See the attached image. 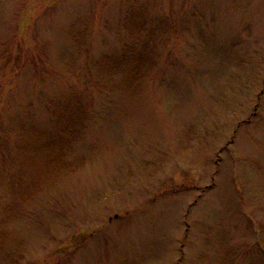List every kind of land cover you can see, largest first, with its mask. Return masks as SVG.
Returning <instances> with one entry per match:
<instances>
[{"label": "rangeland", "instance_id": "obj_1", "mask_svg": "<svg viewBox=\"0 0 264 264\" xmlns=\"http://www.w3.org/2000/svg\"><path fill=\"white\" fill-rule=\"evenodd\" d=\"M0 264H264V0H0Z\"/></svg>", "mask_w": 264, "mask_h": 264}]
</instances>
